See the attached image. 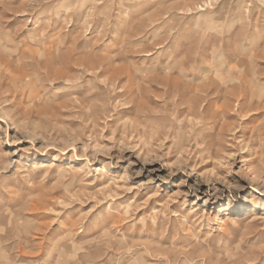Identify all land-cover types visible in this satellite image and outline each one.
Here are the masks:
<instances>
[{
  "label": "rangeland",
  "instance_id": "obj_1",
  "mask_svg": "<svg viewBox=\"0 0 264 264\" xmlns=\"http://www.w3.org/2000/svg\"><path fill=\"white\" fill-rule=\"evenodd\" d=\"M0 264H264V0H0Z\"/></svg>",
  "mask_w": 264,
  "mask_h": 264
},
{
  "label": "bare ground",
  "instance_id": "obj_2",
  "mask_svg": "<svg viewBox=\"0 0 264 264\" xmlns=\"http://www.w3.org/2000/svg\"><path fill=\"white\" fill-rule=\"evenodd\" d=\"M258 220H259V217H257V215L253 216V218L251 219L252 223L257 222Z\"/></svg>",
  "mask_w": 264,
  "mask_h": 264
}]
</instances>
